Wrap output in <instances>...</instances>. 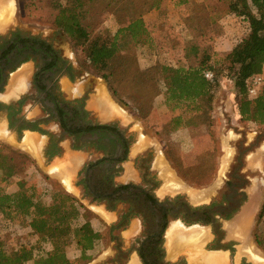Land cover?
Returning a JSON list of instances; mask_svg holds the SVG:
<instances>
[{"label": "trees", "instance_id": "trees-1", "mask_svg": "<svg viewBox=\"0 0 264 264\" xmlns=\"http://www.w3.org/2000/svg\"><path fill=\"white\" fill-rule=\"evenodd\" d=\"M163 1L23 0L25 11L40 14L52 26L62 30L72 44L81 48L89 67L105 80L112 97L123 107L131 108L138 119L144 121L151 117L154 99L162 95L171 115H165L166 121L157 116L156 125L162 129L169 127L171 132L199 126L208 129L218 78L226 71L234 79L241 119L264 129V87L256 96H251L247 87L249 78L263 75L264 0H218L210 8L204 0H177L182 6L180 16L186 34L181 50L185 65L181 66L170 63V55L178 47L170 38L171 31L164 30L160 21L152 18L150 23L146 21L147 14L159 10ZM204 14L211 22L233 16L248 25L247 35L225 53V67L216 65L213 53L205 45ZM110 18L118 24L114 32L104 25ZM139 47H144V56L155 60L145 68L138 62ZM57 53L60 52H56L46 39L21 29L1 34L0 92L4 90L9 74L30 58L38 68L41 60L48 58L51 60L45 62L43 69L62 67L67 61L63 62ZM70 70L71 66L68 67ZM207 72L212 73L211 78L205 76ZM54 154L56 151L50 156ZM204 155L208 156L207 151ZM168 159L177 174L189 183H208L210 178L206 174L215 171L212 164L208 171L202 165L185 167L175 154L169 153ZM32 168L36 169V166L28 154L0 144V183L17 179L18 187L10 193L0 186V213L11 223L19 219L20 224L29 228L38 239L48 241L51 249L46 255H38L34 245L20 243L11 247L0 237V264L88 263L91 260L89 252L101 239V234L93 228L85 211H81L76 198L68 193L53 190L48 196L49 202L44 203L37 196L35 186L28 185L21 177ZM263 218L264 196L253 231L254 243L262 251L264 230L258 223ZM80 220L83 223L79 225ZM70 245H74L79 253L70 255L67 252Z\"/></svg>", "mask_w": 264, "mask_h": 264}, {"label": "rangeland", "instance_id": "rangeland-1", "mask_svg": "<svg viewBox=\"0 0 264 264\" xmlns=\"http://www.w3.org/2000/svg\"><path fill=\"white\" fill-rule=\"evenodd\" d=\"M10 1L12 2L14 27L21 29L25 33L38 35L54 43L61 51L62 55L78 69L74 73L76 82L84 77L92 79L101 78L89 67L81 48L72 44L62 30L52 26L49 21L40 14L25 11L23 0H0V3H2L0 4V19L7 14L3 13V10L10 13ZM204 2L210 8L211 6H215L214 4L218 3V0H204ZM181 11L182 6L180 3L178 4L177 0H164L159 10H153L151 13H148L146 17L148 23H150L152 18V20L160 21L163 24L162 28L164 30L168 29L171 31L169 34L170 38L178 47L176 51L170 55L172 59L171 62L169 59L168 62L175 66L185 65L181 50L184 45L186 34L180 16ZM203 17L202 24L207 32V36L204 40L205 45L210 52L213 53V60L216 65L225 67V53H227L233 44L247 35L249 28L245 21L235 17H225L214 22H211L207 14H204ZM104 25L111 32H114L118 27L114 18H110ZM143 49L144 47H139L137 49V57L140 66L145 68L155 60H150L144 56L146 51ZM153 50L151 51L154 52ZM226 73L227 72L224 71L218 78L219 84L214 91L208 129L199 126L187 129L180 128L171 132L169 131V127L167 129H162L156 125L157 116H161L163 121H166L165 115H171V113L168 112L162 95L154 99L153 113L151 117L149 116L148 119L144 121L138 119L131 108L127 109L123 107L114 98L113 99L116 104L125 111L123 120L118 121L123 125L119 126L133 135V141L130 145L129 164H131V161H133L136 155H144L147 152L151 153L152 159L150 165L156 173V178L158 180L157 193L160 196L181 193L190 202L198 203L202 201V199L194 200L190 195V191H195L205 195L208 194L207 198H209L211 193H216L218 191L217 188L222 185L225 177H228V172L234 165L238 150L247 149L249 147L247 151L244 152L245 155L243 157L242 167L243 175L248 177V184L245 187L246 201L232 219L224 222L223 229L225 239H233L229 244H235L234 250L238 255H240V248L243 247L242 238L245 237L247 240V247H251L260 258L264 259V251H262L253 240V231L255 227H257L256 220L259 212V205L260 203L262 204L264 196V137L258 138L259 134H264V129L253 122H247L241 119L237 111V93L234 79L231 74L228 75ZM101 79L105 81L103 78ZM65 95L67 96L66 93ZM29 103L30 102H27V104ZM111 105L114 109H117L114 104L111 103ZM117 112L120 113V109ZM176 112L178 113L179 111ZM142 138L146 141V146L142 149H138L137 144ZM0 144L26 153L33 159L36 169H30L26 176L22 173L21 177L22 179L25 178L28 185L35 186L37 196H39L44 203L49 202L48 196H50L53 190H61L76 198L74 194L68 192L64 188L60 182L61 178L58 175L49 174L45 168L40 167L39 163L41 161L38 162V160H36V155L34 156L17 146L15 142H11L4 138H0ZM226 149L231 151V155L227 169L221 173V163L226 156ZM206 151L208 156L204 155ZM169 153L178 156L185 167L202 165L204 167L203 169H207L205 171H208V167L211 164L214 165L215 171L211 175L206 174V177L210 178V181L202 185H197L183 180L171 166L168 159ZM128 166L127 170L131 169V165ZM173 179L181 182L183 187L173 188L169 186L168 181ZM0 186L3 187L5 191L11 193L18 188L17 179H13L9 183H0ZM76 200L81 211H85L86 216L90 219L93 228L101 234V239L96 242L93 250L89 252L91 254V260L86 264H114L110 262L114 251L112 249L113 244L109 242L107 237L104 217H102L101 213L87 208L85 205L87 204L86 200L84 201L85 204L78 198H76ZM250 203L253 205V208H249ZM251 212H253L252 216ZM244 213H246L245 216ZM82 223L83 220L77 222L79 225ZM258 227L264 230V218L259 221ZM126 235H128V233L125 234V239L128 240V236ZM0 237L10 244L11 247H17L20 243L34 245L36 248L35 253L38 255H46L51 249V244L48 241L38 239L37 236L31 233L29 228L20 224L19 219L11 223L6 220L1 213ZM166 240L167 238L165 237L164 243L168 250L170 246ZM67 252L70 255L79 253L74 245L67 247ZM168 254L169 256L171 255L170 251ZM245 256L252 264H264V260L261 262L253 261L247 252ZM27 264H32V262ZM128 264H136L135 259H131Z\"/></svg>", "mask_w": 264, "mask_h": 264}, {"label": "flooded vegetation", "instance_id": "flooded-vegetation-1", "mask_svg": "<svg viewBox=\"0 0 264 264\" xmlns=\"http://www.w3.org/2000/svg\"><path fill=\"white\" fill-rule=\"evenodd\" d=\"M16 29L19 28H10L0 35ZM47 42L60 52L57 54L63 62H67L62 67L58 65L47 70L42 67L51 58L41 60L39 68L32 58L26 60L31 61L34 67L29 92L9 105L0 101V112L6 114L8 128L16 130L18 139L26 129L47 137L43 151L47 162L62 154L61 143L65 140L72 150L86 153L87 160L77 172L72 186L78 191V196L74 194L76 198L83 204L86 200L87 208L104 217L107 237L114 251L110 262L128 264L134 258L136 264H186L184 257L176 262L167 259L165 234L174 221L186 226L198 224L209 228L213 236L210 246L226 247L234 255L235 244H229L232 238L225 239L223 224L232 219L246 201L248 177L243 175L245 154H241L245 149L238 150L228 177L209 198L207 194L202 201L193 203L181 193L160 196L156 173L150 165L151 153L136 155L129 164L133 135L121 128L118 122L101 123L95 119L85 108L87 93L74 99L65 95L58 80L66 76L76 82L74 73L78 69L54 43ZM27 102L39 106V116L28 119L22 114ZM51 123L58 126L57 132L42 128V125ZM52 151L56 154L50 156ZM128 165H131L129 170ZM126 233L128 240L125 239ZM242 264L252 262L243 256Z\"/></svg>", "mask_w": 264, "mask_h": 264}, {"label": "crops", "instance_id": "crops-1", "mask_svg": "<svg viewBox=\"0 0 264 264\" xmlns=\"http://www.w3.org/2000/svg\"><path fill=\"white\" fill-rule=\"evenodd\" d=\"M5 16H8V14H6ZM229 17H233V16H229ZM12 18H13V21H11L8 24L6 23L7 25H5L4 21H1L2 18L0 19V33H4L8 29L13 28L15 26L14 16ZM234 45L235 44H233L232 47L228 51H230ZM33 72H34V67L31 61L23 63L14 72H12L8 80V83L5 86L4 91L0 93V101L9 105V104L15 103L24 94L29 92ZM263 75H264V67H263ZM58 83L60 85V89L64 93H66L67 97L70 99L81 97L82 95L87 93V98L85 101V108L86 110L90 111L93 117H95L99 122L101 123L118 122L119 120L120 121L123 120V117H125L124 116L125 111L116 104V102L114 101L112 95L110 94L107 88V85L104 83V81L101 78L92 79V78L84 77L81 80L73 83L68 77L62 76L58 80ZM103 90H105L108 94L109 101L107 104L110 106H111V103L114 104L116 108L120 109V113L115 110L114 111L111 110L110 107L106 106L107 104L104 105L102 98L100 97L103 94ZM40 112L41 111L39 109V106L35 104H31V103L29 104L26 103L22 109V114L25 115L26 118L28 119H33L36 116H39ZM118 123H121V122H118ZM120 125H123V124H120ZM42 128H44L45 130L53 131V132L58 131V126L54 125L53 123L49 125H42ZM31 137L34 139L33 140L34 143L36 142L35 144H37L35 145L37 146V149L36 147L34 148L35 151L32 148L24 145L25 139L27 138L32 139ZM0 138H4L11 142H15L16 145L21 147L23 150H26L27 152L33 154L34 156L36 155L37 157L36 160H38V162L41 161L39 163L41 168H45L49 174H54L56 176L58 175L61 178V183L64 186V188L68 192L73 193L78 196V191L72 186V182L76 179L77 172L87 160L86 153L82 151H78V150H72L70 148L69 142L65 140L61 143L62 154L60 156H56L53 159H51L49 163L47 162L43 154L44 148L47 144V137L45 135L40 134L37 131L26 129L22 131L21 138L18 139L16 130L15 129L10 130L8 128L6 114L3 112H0ZM65 178L70 179L71 189L67 187V184L65 183ZM176 181L181 184V187L183 186L181 182H179L178 180ZM171 187H174V186H171ZM174 188H180V187H174ZM191 192H195V191H191ZM202 195L204 196L205 194H202ZM198 199L200 200L204 198L199 197ZM198 199H194V200H198ZM260 206H261V203L259 205V209H260ZM252 214L253 212H251V216ZM245 215L246 213H244V216ZM173 225H175L176 227L177 226L180 227L181 233L178 236L175 235V238L173 239L171 243V247H169L170 249L167 250L165 246L167 259L172 262H176L181 257H184L186 264H242V258L243 256H245L246 252H248L247 254L251 256L249 257L252 260L255 259L254 260L255 262H261L264 260L263 258H260L253 251L251 247H247V244H246L247 240H242L243 247H241L240 250H243L242 251L243 253H240V250H239L240 255H238L236 252L234 253V255H232L230 250L226 247L218 248V247L210 246L212 244L213 236L210 234L209 228L198 225V224L186 226L182 224L180 221L172 222L167 228L165 237L167 238L168 245H169L168 230ZM193 236H197L198 238L194 237L193 239ZM169 251L171 254L170 256L168 254Z\"/></svg>", "mask_w": 264, "mask_h": 264}, {"label": "bare ground", "instance_id": "bare-ground-1", "mask_svg": "<svg viewBox=\"0 0 264 264\" xmlns=\"http://www.w3.org/2000/svg\"><path fill=\"white\" fill-rule=\"evenodd\" d=\"M0 4H2V3H0ZM10 6H9V9H10V13H8L7 11L6 12H4V10H3V13H7L8 14V16H2V19H1V21H4L5 22V25H7L8 23H10L11 21H13V11H12V2L10 1V4H9ZM1 7H2V5H1ZM3 9V8H2ZM5 10H7V9H5ZM7 23V24H6ZM4 25V26H5ZM23 71V70H22ZM21 71V72H22ZM26 71V70H25ZM68 85V84H67ZM12 95V94H11ZM8 97H10V96H8ZM101 98H102V101H103V103H104V105H106L107 103H108V101H109V99H108V95H107V93H106V91L105 90H103V94H102V96H100ZM106 102V103H105ZM101 103V102H100ZM98 106V105H97ZM106 106H108V107H110L111 108V110H116V111H119V109L117 108V109H114V107L111 105H106ZM30 133V132H29ZM26 138V137H25ZM32 138V137H31ZM34 139L32 138V139H29V138H27V139H25V141H24V145H26V146H28V147H30V148H32L34 151H35V147H36V149H37V146H35V145H37V144H35L34 143V141H33ZM42 141V140H41ZM145 142L146 141H144V139L142 138V140L140 139L139 140V142H138V144H137V147H138V149H142V148H144L146 145H145ZM42 143V142H41ZM23 144V143H22ZM27 147V148H28ZM37 152V151H36ZM230 155H231V151H229L228 149H226V156L224 157V159H223V161H222V165H221V173H223V171H225V169H227V166H228V162H229V159H230ZM70 167V166H69ZM58 169V168H57ZM55 170V169H54ZM60 172V171H59ZM224 175V174H223ZM64 176V175H63ZM221 176V175H220ZM64 180V179H63ZM65 183L67 184V187L69 188V189H71L70 188V179L69 178H65ZM168 185L169 186H174V187H181V184L180 183H178L176 180H169L168 181ZM163 187V186H162ZM173 187V188H174ZM183 187V186H182ZM190 194H191V196L193 197V199H198L199 197H202V198H204V196L202 195V194H199V193H195V192H191L190 191ZM253 205H249V208H253L252 207ZM176 224V223H175ZM179 224V223H178ZM179 226H181V225H179ZM184 226V225H183ZM182 226V227H183ZM190 228V227H189ZM203 229H204V227H203ZM186 232V231H185ZM180 233H181V229H180V227H176L175 225H173L169 230H168V239H169V246L171 247V243H172V241H173V239L175 238V235H180ZM188 233V232H187ZM204 234V233H203ZM194 237H197V236H193V239H194ZM198 238V237H197ZM197 240V239H196ZM200 240V239H199ZM242 240H246V238L245 237H243L242 238ZM167 241V240H166ZM196 242V241H195ZM246 242V241H245ZM244 242V243H245ZM247 244V243H246ZM243 250H240V253H243L242 252ZM253 252V251H252ZM248 253V252H247ZM250 256V255H249ZM251 257V256H250ZM255 260V259H254ZM253 260V261H254Z\"/></svg>", "mask_w": 264, "mask_h": 264}, {"label": "built area", "instance_id": "built-area-1", "mask_svg": "<svg viewBox=\"0 0 264 264\" xmlns=\"http://www.w3.org/2000/svg\"><path fill=\"white\" fill-rule=\"evenodd\" d=\"M207 78L212 77V73L207 72L205 74ZM247 87L251 96H256L258 90L264 87V75H255L247 80Z\"/></svg>", "mask_w": 264, "mask_h": 264}, {"label": "water", "instance_id": "water-1", "mask_svg": "<svg viewBox=\"0 0 264 264\" xmlns=\"http://www.w3.org/2000/svg\"><path fill=\"white\" fill-rule=\"evenodd\" d=\"M104 83L106 84L105 81H104ZM262 137H264V134H263V133H262V134H259L258 138L260 139V138H262ZM247 149H248V148H247ZM247 149H245L244 152L247 151ZM244 152H241V154H243ZM239 160H240V157H239Z\"/></svg>", "mask_w": 264, "mask_h": 264}]
</instances>
